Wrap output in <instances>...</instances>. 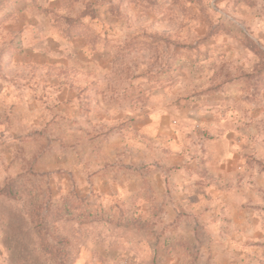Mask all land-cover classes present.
<instances>
[{
	"label": "clouds",
	"instance_id": "1",
	"mask_svg": "<svg viewBox=\"0 0 264 264\" xmlns=\"http://www.w3.org/2000/svg\"><path fill=\"white\" fill-rule=\"evenodd\" d=\"M7 3L0 264H264V0Z\"/></svg>",
	"mask_w": 264,
	"mask_h": 264
},
{
	"label": "rangeland",
	"instance_id": "2",
	"mask_svg": "<svg viewBox=\"0 0 264 264\" xmlns=\"http://www.w3.org/2000/svg\"><path fill=\"white\" fill-rule=\"evenodd\" d=\"M17 7H23L22 4H17ZM10 7L9 4L7 3V0H0V11H3L5 13V17L10 14ZM52 38H49L51 41ZM3 55L6 57L8 55L7 51L3 53ZM49 58L45 55L41 58V62L47 61ZM10 229L14 233L9 240H6L5 243L8 244L9 246L11 245V241L15 240L16 242V247L13 252V260L16 259H24L27 256H31V253L28 250L27 243H25V239H28V234L24 232V222L20 218H13V220L10 222L9 225ZM30 242V239H29ZM23 249V251H21ZM35 260V258L33 257ZM38 264V261L36 262Z\"/></svg>",
	"mask_w": 264,
	"mask_h": 264
}]
</instances>
